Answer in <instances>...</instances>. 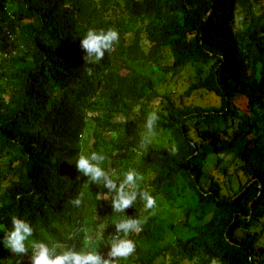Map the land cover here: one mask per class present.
<instances>
[{"label": "trees", "instance_id": "obj_1", "mask_svg": "<svg viewBox=\"0 0 264 264\" xmlns=\"http://www.w3.org/2000/svg\"><path fill=\"white\" fill-rule=\"evenodd\" d=\"M88 29L118 34L98 61L79 43ZM1 53L0 228L16 215L33 240L95 242L109 258L127 217L142 223L115 264H264V0H0ZM164 81L183 85L178 98ZM201 92L221 104L185 102ZM152 112L151 133L172 144L141 146ZM91 151L110 175L138 172L154 206L137 196L113 212L112 194L75 168ZM30 255L0 246V264Z\"/></svg>", "mask_w": 264, "mask_h": 264}, {"label": "clouds", "instance_id": "obj_2", "mask_svg": "<svg viewBox=\"0 0 264 264\" xmlns=\"http://www.w3.org/2000/svg\"><path fill=\"white\" fill-rule=\"evenodd\" d=\"M118 39V34L115 30H94L88 29L82 35L79 43L85 50V60L91 59L98 61L104 54L105 50H109L112 44ZM6 53H1L4 56ZM157 119L154 112L149 113L145 128L151 134L154 121ZM142 142L143 144L148 142ZM175 152V147L171 149ZM105 156L101 152L91 151L87 153H79L74 159L75 168L88 178L89 181L102 184L109 193L112 194L111 207L113 212H124V210L134 201L137 196L143 201L144 209H151L154 206L152 195L145 190L138 189V182L141 176L133 169H129L121 174L119 178L110 175L103 167ZM119 180L117 184L115 181ZM80 196H77L71 203L80 204ZM115 219V218H114ZM139 219H131L124 217L115 221V229L117 235L112 236L108 243L109 249L107 257L102 258L98 253L95 242L88 245L82 250H75L71 247L63 248L60 245L50 246L42 241L33 240V226L23 217L12 215L10 217V227L6 230L0 228L3 235H0V246L7 249L10 253L19 257L31 250L29 257L30 264H109V260L113 264L120 259H126L135 250V244L127 236L130 232H138L140 230ZM104 225L99 227V232ZM122 234V235H121ZM57 249H60L57 251ZM209 264H219L215 258L210 259Z\"/></svg>", "mask_w": 264, "mask_h": 264}, {"label": "rangeland", "instance_id": "obj_3", "mask_svg": "<svg viewBox=\"0 0 264 264\" xmlns=\"http://www.w3.org/2000/svg\"><path fill=\"white\" fill-rule=\"evenodd\" d=\"M136 23L132 24V27H134ZM191 70H193L191 68ZM190 69L188 72L189 74H192V71ZM194 73V72H193ZM196 73V70H195ZM183 85L178 83L177 86H171L170 84L166 83L165 81L162 82L159 86V90L161 92H173L174 96L176 98L179 97L180 91L182 90ZM197 102L198 104H201L203 106H210V105H216L219 106L221 104L219 97L210 92H201L199 94H194L191 97L185 98V102ZM232 101L234 102L235 106L240 109L242 112L247 111V98L244 96H235ZM150 140L154 142L157 145L160 146H168L173 143L171 134L166 131L163 133L154 132L150 134ZM233 188H237V181L233 179ZM199 224V222H196L192 220V224ZM109 264H113V262L109 261Z\"/></svg>", "mask_w": 264, "mask_h": 264}]
</instances>
